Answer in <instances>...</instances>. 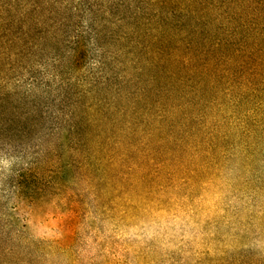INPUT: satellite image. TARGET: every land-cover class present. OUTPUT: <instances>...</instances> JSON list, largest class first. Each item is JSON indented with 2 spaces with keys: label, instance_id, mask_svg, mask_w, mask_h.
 Returning <instances> with one entry per match:
<instances>
[{
  "label": "rangeland",
  "instance_id": "374dc122",
  "mask_svg": "<svg viewBox=\"0 0 264 264\" xmlns=\"http://www.w3.org/2000/svg\"><path fill=\"white\" fill-rule=\"evenodd\" d=\"M258 109L264 0H0V264H264Z\"/></svg>",
  "mask_w": 264,
  "mask_h": 264
},
{
  "label": "trees",
  "instance_id": "16d2710c",
  "mask_svg": "<svg viewBox=\"0 0 264 264\" xmlns=\"http://www.w3.org/2000/svg\"><path fill=\"white\" fill-rule=\"evenodd\" d=\"M258 113V114H257ZM256 114V115H255ZM254 117L248 122L242 123V125L239 126V130L242 131V133L245 134H253L256 131L263 130L264 129V111L259 110L256 113H248L244 118H250Z\"/></svg>",
  "mask_w": 264,
  "mask_h": 264
}]
</instances>
